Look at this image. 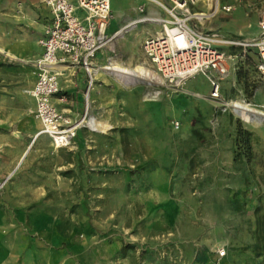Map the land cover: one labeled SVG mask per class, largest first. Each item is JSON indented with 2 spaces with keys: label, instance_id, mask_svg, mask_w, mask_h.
<instances>
[{
  "label": "rangeland",
  "instance_id": "374dc122",
  "mask_svg": "<svg viewBox=\"0 0 264 264\" xmlns=\"http://www.w3.org/2000/svg\"><path fill=\"white\" fill-rule=\"evenodd\" d=\"M120 4L112 0L115 13ZM220 8L197 0L189 11L204 21L191 23L250 38L264 0H220ZM125 36L103 49L107 59L141 64L148 76L127 88L98 71L88 116L108 128L84 123L85 108L79 119L68 117L83 122L70 145L33 146L29 173L45 192L20 199L35 203L32 213L11 214L4 186L17 175L6 174L1 219L21 222L24 237L35 239L31 264H264V126L245 125L231 107L252 104L264 85L255 66L236 70L235 84L215 100L203 75L179 86L163 82L143 51V33Z\"/></svg>",
  "mask_w": 264,
  "mask_h": 264
},
{
  "label": "crops",
  "instance_id": "0c3cea01",
  "mask_svg": "<svg viewBox=\"0 0 264 264\" xmlns=\"http://www.w3.org/2000/svg\"><path fill=\"white\" fill-rule=\"evenodd\" d=\"M71 1L75 4V0ZM159 1L171 6L170 1ZM140 8H143L144 11L141 12ZM111 9L112 13H115L112 0ZM164 11L165 9L150 0H121L115 15L112 14L108 34L116 33L115 39L119 42L126 38V36L118 38L119 32L135 20L139 14L164 18ZM77 15L82 17L84 13L77 10ZM51 21V11L42 0H0V48L17 57V59H13L4 52H0V182L6 174L11 175L14 172L17 175L4 186V196L14 199L10 206L11 214L32 213L31 207L35 203L32 204L30 200L24 202L20 199H35L43 196L45 192L42 184H37V179H34L33 174L29 173L32 160L29 156L33 153V146H36V149L39 148L37 145L40 148L44 145L50 146V138L47 135H41L33 140L34 134L41 127L35 116L36 101L29 91L33 89L37 81V68L34 63L44 51L39 41L45 37ZM114 22L116 23L114 24ZM143 25L137 23V28L133 32L127 33H131V35L143 33L144 40L147 36L154 35L161 30V26L157 23L144 22ZM216 32L228 38L248 40L257 37L259 29L257 25V33L250 38L242 35H228L218 30ZM226 51L230 54L235 53L234 49H226ZM97 57L100 58V61L97 60ZM104 57L107 59L105 51H102L95 58V64L100 68ZM252 58L256 60V56H252ZM243 61L244 59L240 57L229 62V74L225 78L228 81L221 82L222 95L224 86L235 84L236 70ZM52 69L58 73L60 86L59 94L53 99L57 109L70 119H79L85 109V91L88 85L86 73L80 67L73 66L69 62L58 63ZM189 80L187 81L189 82ZM94 86L95 83L90 91L89 102H94L96 99L97 91L95 90H98V86ZM210 89L209 87V91ZM257 91L264 96V85ZM251 103L264 104V98L257 101L254 96ZM16 133L20 136H6V134ZM1 210L0 207V215L2 214ZM30 223L36 226L35 222ZM21 226L22 223L19 221H4L0 216V264H31L32 259L38 257L36 255L37 242L35 239L24 237ZM32 247H34V252H31ZM24 250L30 252V255L25 259L23 258ZM46 255V253L42 255L43 262L47 260Z\"/></svg>",
  "mask_w": 264,
  "mask_h": 264
},
{
  "label": "built area",
  "instance_id": "2783aa9c",
  "mask_svg": "<svg viewBox=\"0 0 264 264\" xmlns=\"http://www.w3.org/2000/svg\"><path fill=\"white\" fill-rule=\"evenodd\" d=\"M42 1L49 7L52 21L45 37L39 41L44 51L34 63L37 81L31 96L36 101L35 115L42 123L41 132L49 136L52 145L59 149L70 145L83 120L72 123L57 109L53 99L59 94L60 86L58 73L52 68L58 63L69 62L86 73L85 118L88 116L90 91L99 69L95 58L116 37V33L108 34L112 19L111 0H75V4L71 0ZM150 1L170 15L169 20L143 16L137 21L161 26L159 32L143 40L142 48L163 82L179 86L203 75L210 85L211 97L218 100L222 97L221 82L229 74V62L240 57L245 59L251 54L256 56L255 69L264 81V10L258 21L259 34L247 40L228 38L216 31H202L194 26L191 21L198 15L190 13L189 5L197 0H170L171 6L159 0ZM77 10L84 15L78 16ZM140 11L144 9L140 8ZM169 23L173 25L169 26ZM225 47L234 49L235 53H228ZM256 115L262 117L259 113Z\"/></svg>",
  "mask_w": 264,
  "mask_h": 264
},
{
  "label": "bare ground",
  "instance_id": "6f19581e",
  "mask_svg": "<svg viewBox=\"0 0 264 264\" xmlns=\"http://www.w3.org/2000/svg\"><path fill=\"white\" fill-rule=\"evenodd\" d=\"M213 1H214L215 12L218 13L219 9H221L220 0H213ZM197 15H198L197 19L201 23H203L204 21L203 16H205V14H197ZM153 18H160V17L153 16ZM137 21L138 19H135L129 25L124 27L117 35L118 38H125L124 33L133 32L137 28L136 27V24L138 23ZM110 45L112 44L110 43L109 46ZM0 52H4L10 58L17 59L15 55L6 51L3 48H0ZM61 69L64 70L65 68H61ZM98 71H102L104 73L114 75L127 88H130L131 86H134L136 83L140 82L139 80H137L138 78L148 76V73L144 66H142L141 64H135L133 66L125 65L119 60L118 56H109L107 59V64L102 66L101 68L99 67ZM97 77L99 78L98 74H97ZM102 80L104 82L107 81L106 78H102ZM29 93L32 94V90L29 91ZM262 98H264L263 95L258 91L255 95V100L261 101ZM231 107H232V112L237 117H239L245 125L251 126L254 128L264 126V104L261 105L262 108H258L257 105H255L254 103L246 104L243 102L235 101L231 103ZM258 113L261 114L262 117L257 116L256 114ZM83 122L88 124L93 130H97L98 128L107 129L109 126L97 120L94 116H91V117L86 116L83 119ZM39 126L42 127V123L40 121H39ZM41 135H46V134L41 132V129H40L37 133H35V135L33 136V139H37Z\"/></svg>",
  "mask_w": 264,
  "mask_h": 264
},
{
  "label": "trees",
  "instance_id": "16d2710c",
  "mask_svg": "<svg viewBox=\"0 0 264 264\" xmlns=\"http://www.w3.org/2000/svg\"><path fill=\"white\" fill-rule=\"evenodd\" d=\"M252 56H254V55H252ZM252 56L247 55V56L245 57L243 63L239 64V66H238V70H242V69L245 68V66L250 65V64H253V65L255 66V63H256L255 61H256V60L253 59Z\"/></svg>",
  "mask_w": 264,
  "mask_h": 264
}]
</instances>
